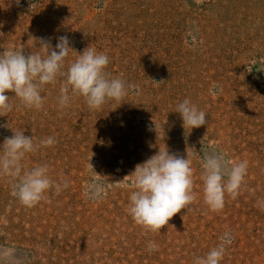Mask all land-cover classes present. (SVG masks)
Instances as JSON below:
<instances>
[{
    "label": "rangeland",
    "instance_id": "374dc122",
    "mask_svg": "<svg viewBox=\"0 0 264 264\" xmlns=\"http://www.w3.org/2000/svg\"><path fill=\"white\" fill-rule=\"evenodd\" d=\"M60 36L73 49L64 71L90 46L135 89L99 110L82 96L61 109V76L42 90L40 110L6 93L13 110L0 117L9 127L0 126V144L17 130L34 143L54 137L22 166L46 165L61 191L28 208L13 195L17 181L0 175V264H194L221 244L220 264H264V0H0V52L43 56L36 39L54 47ZM185 98L206 126H182L175 111ZM166 148L191 161L196 199L152 232L127 211L128 175ZM210 157L227 168L247 161L238 195L226 193L220 211L203 200Z\"/></svg>",
    "mask_w": 264,
    "mask_h": 264
},
{
    "label": "clouds",
    "instance_id": "9594fccd",
    "mask_svg": "<svg viewBox=\"0 0 264 264\" xmlns=\"http://www.w3.org/2000/svg\"><path fill=\"white\" fill-rule=\"evenodd\" d=\"M36 40L44 50L43 56L39 53L26 54L24 49H4L0 52V117L13 110V105L9 103L11 97L6 95L8 92L14 93L21 106L42 109L44 98L41 92L46 85L55 84L58 76L65 78L58 97L61 109L69 106L74 97L82 96L89 109L99 110L106 101H121L130 90L135 89L134 85L127 84L122 78H113L105 71L110 61L103 52L88 46L64 71L65 60L69 51L73 50L68 37H58L54 47L50 39ZM258 70L264 71V67L258 66ZM221 91L219 85L210 89L213 96ZM175 112L180 114L184 128L207 125L206 113L188 98L177 105ZM0 126L9 128L8 124ZM56 142L54 137H47L34 143L32 136L17 130L0 144V175L17 181L13 185V195L25 207H34L50 189L54 188L57 194L61 191V185L49 178L46 165H37L27 171L22 166L26 154L54 146ZM246 172L247 161L227 168L222 158H206L201 175L204 203L212 211H220L224 207L226 193L236 198ZM128 176L133 178L131 183L135 190L129 197L127 211L137 224L152 232H161L173 216L187 209L196 199L191 161L187 156L170 153L168 148L159 149L137 164ZM63 187H67V183ZM156 248L154 243L149 244L150 250ZM224 252L221 244L211 249L206 257H196L194 264H220Z\"/></svg>",
    "mask_w": 264,
    "mask_h": 264
}]
</instances>
